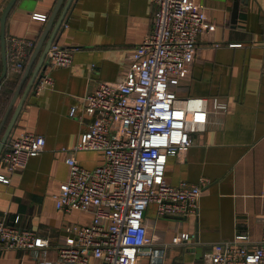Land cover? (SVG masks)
<instances>
[{
	"label": "crops",
	"instance_id": "0c3cea01",
	"mask_svg": "<svg viewBox=\"0 0 264 264\" xmlns=\"http://www.w3.org/2000/svg\"><path fill=\"white\" fill-rule=\"evenodd\" d=\"M8 1L0 0V18ZM65 1L62 0L53 22ZM195 1L216 26L213 31L198 35L195 58L188 75L179 82L177 94L217 95L228 106L225 112L210 113L205 129L192 134V145L186 152L167 159L165 176L170 184L207 179L199 196L197 215L160 218L154 204L147 207L146 218L155 225V240L167 243L169 252L174 247L175 258L169 264H197L198 257L202 264H207L205 256L213 246L231 241L239 233L248 235L243 241L248 246L263 238L264 0ZM235 1L238 13L233 25L230 18ZM56 2L15 0L7 13V73L0 84V120L31 56L34 45L30 48L27 43L38 41ZM154 9V0H72L63 27L55 37L57 43L75 47L72 62L52 68V85L39 93L35 87L37 77L16 117L9 139L30 131L43 135L45 145L38 155L27 160L23 169L10 174L9 182L0 181V219L14 224L18 215V226L33 229L49 239L51 255L65 235V225L87 223L90 219L89 213L58 209L55 205L54 194L68 176L65 157L70 153L87 168L94 167L102 158L99 151H72L92 117H71L69 108L80 104L98 81L120 77L131 50L150 32ZM35 12L46 14V19L33 18ZM11 38L20 39L26 53L20 70L14 68ZM1 70L0 52V73ZM0 171H4L1 163ZM182 231L190 237L172 243V236ZM0 264L36 262L27 251L0 249Z\"/></svg>",
	"mask_w": 264,
	"mask_h": 264
},
{
	"label": "built area",
	"instance_id": "2783aa9c",
	"mask_svg": "<svg viewBox=\"0 0 264 264\" xmlns=\"http://www.w3.org/2000/svg\"><path fill=\"white\" fill-rule=\"evenodd\" d=\"M152 26L131 50L122 74L114 81H98L80 104L70 106L71 117L92 120L72 147L101 153V161L84 167L68 154V176L54 194L58 209L90 214L87 223L67 224L63 239L51 255L49 239L30 228L0 219V249L27 251L36 264H163L168 244L153 237L155 225L146 218L150 204L156 215L195 216L207 179L170 184L165 176L167 159L186 152L192 134L205 129L212 112H225L220 96H179V82L189 73L197 52V37L213 31L205 9L195 0H154ZM45 20L46 14L32 13ZM14 68L24 66L26 53L18 38H11ZM33 47V43L28 42ZM216 45H219L217 43ZM231 46L240 43H230ZM264 48V45H263ZM75 47L52 42L36 82V92L53 83L51 70L68 66ZM0 156V181L23 169L30 157L44 148L45 137L23 131L11 137ZM16 223V224H15ZM190 237L182 231L172 243ZM246 233L213 246L207 264H264L263 238L253 246Z\"/></svg>",
	"mask_w": 264,
	"mask_h": 264
},
{
	"label": "water",
	"instance_id": "95a60500",
	"mask_svg": "<svg viewBox=\"0 0 264 264\" xmlns=\"http://www.w3.org/2000/svg\"><path fill=\"white\" fill-rule=\"evenodd\" d=\"M71 1L72 0H66L65 1V4H64L63 8L61 9L56 21L53 22L54 17L56 15V12H57V10H58L59 6L61 5V2H62V0H57L55 7H54L50 17L48 18L38 41L34 44V47L31 51V56L26 63V66H25L23 74L20 78V81L17 84V86L13 92V95H12V97H11V99H10L6 109H5V112H4V114L0 120V133H1L3 126L5 125V122L9 116V113L13 107L14 101H15L16 97L18 96L23 83L27 79L26 85H25V87L21 93L19 101L17 102V105L15 106V108H14V110H13L3 132H2V135L0 138V153L3 150H8L5 147V144L11 135V129L14 125L16 117H17V115L21 109V106L23 105V102H24L27 94L29 93L32 85L34 84L37 77L40 75L41 68L43 66L45 57L47 55V52L49 50L51 43L56 42V39H55L56 34L63 27L64 21L66 18V14H67V11L70 7ZM14 2H15V0H9L8 1V3L6 4V6L3 9V12H2V15L0 18V52H1V61H2V70L0 73V84L2 83L4 78L6 77V73H7L5 20H6L7 13L9 12V10H10V8ZM237 13H238V1H235L233 4V10L231 13V18H230V21L233 25L236 24ZM50 29H51V31H50ZM49 31H50V33H49ZM168 217L175 218V219L183 218L180 216H168Z\"/></svg>",
	"mask_w": 264,
	"mask_h": 264
},
{
	"label": "rangeland",
	"instance_id": "374dc122",
	"mask_svg": "<svg viewBox=\"0 0 264 264\" xmlns=\"http://www.w3.org/2000/svg\"><path fill=\"white\" fill-rule=\"evenodd\" d=\"M152 211L149 209V213H151ZM170 223H173L174 221L173 220H170L169 221ZM162 228V227H161ZM163 231H167L166 228L162 229ZM173 248V250H172ZM171 248V251L169 252V248H167V252H166V255H165V261L163 264H169L171 259L175 258V251H174V247ZM199 259L197 260V264H202V260H201V257H198Z\"/></svg>",
	"mask_w": 264,
	"mask_h": 264
}]
</instances>
